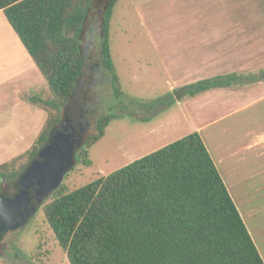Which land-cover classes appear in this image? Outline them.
<instances>
[{
  "label": "trees",
  "instance_id": "16d2710c",
  "mask_svg": "<svg viewBox=\"0 0 264 264\" xmlns=\"http://www.w3.org/2000/svg\"><path fill=\"white\" fill-rule=\"evenodd\" d=\"M117 2L0 0V11L48 83L44 95L30 96L46 110V123L29 150L0 164V195L19 191L21 175L52 132L61 128L66 115L81 111L88 69L84 40L94 16L101 64L115 96L124 94L110 47ZM243 79L237 73L204 78L146 105L172 106ZM248 79L264 80V69ZM115 117L110 112L98 118L96 133L76 150V160L93 166L90 148ZM43 210L71 264H264L198 131L80 188L71 190L63 183Z\"/></svg>",
  "mask_w": 264,
  "mask_h": 264
},
{
  "label": "rangeland",
  "instance_id": "374dc122",
  "mask_svg": "<svg viewBox=\"0 0 264 264\" xmlns=\"http://www.w3.org/2000/svg\"><path fill=\"white\" fill-rule=\"evenodd\" d=\"M110 40L124 93L121 97L115 96L110 75L101 64L99 27L94 16L84 40L88 69L80 121L89 136L96 133L99 117L110 112L116 117L105 135L90 148L93 166L87 167L76 160L65 175L63 183L71 190L195 132L199 124L210 118L209 104L202 97L187 98L163 108L147 107V103L189 82L177 83L175 79L181 77L182 65L178 56L167 59L173 48L200 43L202 54L196 78L221 72L258 75L264 69V0H118L111 20ZM15 43L6 24H0V62L4 60V68L9 70L14 63H21ZM213 52L228 58L218 61L209 56ZM172 59L177 62L170 64L174 77L166 65ZM6 76L8 73L4 71ZM40 77L44 81L40 91L44 95L48 83ZM13 85L12 81L4 85L0 164L29 150L48 117L45 109L33 104H12L13 96L5 90L13 89ZM231 122L232 119H226L218 127ZM240 129L238 126L225 133L221 131V136L214 140L235 139L240 136ZM209 134V130L204 131L202 137L212 149ZM53 196L54 193L37 205L28 223L4 234L0 242V264H71L43 210ZM259 219L260 222L250 226L264 236V217Z\"/></svg>",
  "mask_w": 264,
  "mask_h": 264
},
{
  "label": "crops",
  "instance_id": "0c3cea01",
  "mask_svg": "<svg viewBox=\"0 0 264 264\" xmlns=\"http://www.w3.org/2000/svg\"><path fill=\"white\" fill-rule=\"evenodd\" d=\"M4 23L10 36H13L15 44H17L21 63L18 65L14 63L13 68L9 70V67L4 68V60L0 62V128L4 127L5 84L10 81L14 83L13 89L5 90L8 95L12 94L14 99L12 104H33L40 108V105L31 102L30 96L41 94L40 90L44 85V81L40 77L42 76L41 72L10 26L4 12L0 11V24ZM197 43L196 45L176 47L168 52L167 59L178 56L179 58H177L181 60L182 67L179 68L181 77L175 78L177 83L189 81L184 82L183 85H186L204 79L195 77L198 74L197 63L202 54V47L200 43ZM209 56L218 61L228 58L227 55L217 52H213ZM168 62L169 60L166 61L167 69L174 77L172 75L174 70L170 64L177 62L173 59L170 63ZM4 71L8 73L5 78ZM232 73L237 72L214 73L206 78ZM239 75L244 77L241 84L212 89L194 97H202L203 101H207L211 112L210 118L199 124L196 131L203 136V132L209 130V139L213 140V148L206 146L264 259V236L250 226V223L260 222L259 216L264 217V80L250 82L249 75ZM44 89L47 90L48 87L44 86ZM218 110L220 112L216 113ZM226 119H232L233 123L231 122L223 128L218 127ZM238 126L241 128L239 137L215 142L214 139L221 136V131L225 133Z\"/></svg>",
  "mask_w": 264,
  "mask_h": 264
},
{
  "label": "water",
  "instance_id": "95a60500",
  "mask_svg": "<svg viewBox=\"0 0 264 264\" xmlns=\"http://www.w3.org/2000/svg\"><path fill=\"white\" fill-rule=\"evenodd\" d=\"M68 124L67 116L61 128L52 132L50 141L21 175L19 191L13 196L0 195V242L6 232L28 223L37 205L63 184L65 175L74 166L80 142ZM31 188L36 190L37 205L33 203Z\"/></svg>",
  "mask_w": 264,
  "mask_h": 264
},
{
  "label": "flooded vegetation",
  "instance_id": "af4514ba",
  "mask_svg": "<svg viewBox=\"0 0 264 264\" xmlns=\"http://www.w3.org/2000/svg\"><path fill=\"white\" fill-rule=\"evenodd\" d=\"M69 117V124L68 127L70 128V131L75 132L76 135V139L79 140V144L76 147V150L81 147L84 143V141L87 138V135L85 133V128L83 126V123L80 121V117L82 116V114H78V115H73V117H70L69 115H66V117ZM31 195L34 197L33 199V203L37 205V198L35 197L36 194V190L35 188H31L30 190Z\"/></svg>",
  "mask_w": 264,
  "mask_h": 264
}]
</instances>
